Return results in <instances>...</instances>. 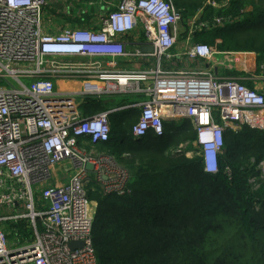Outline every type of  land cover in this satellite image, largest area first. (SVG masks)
Segmentation results:
<instances>
[{
    "label": "built area",
    "instance_id": "obj_1",
    "mask_svg": "<svg viewBox=\"0 0 264 264\" xmlns=\"http://www.w3.org/2000/svg\"><path fill=\"white\" fill-rule=\"evenodd\" d=\"M52 1L0 0V264H98L90 193L122 194L131 179L113 155L95 149L109 137L111 113L138 109L135 140L162 136L165 121L188 119L209 173L218 171L227 128L264 129V62L253 66L247 52L192 42L196 30L211 27L201 11L180 30L172 0H118L91 26L51 31L55 9L45 12ZM226 21L216 16L212 25ZM138 29L143 38L131 42ZM183 32L190 45L174 55L204 66L167 62ZM133 43L152 50L131 53ZM141 54L156 63L113 69L115 59ZM219 65L233 73L220 74ZM59 80L77 86L62 90ZM110 95L127 100L84 113L88 98ZM21 222L27 236L13 227ZM71 241L82 244L71 248Z\"/></svg>",
    "mask_w": 264,
    "mask_h": 264
},
{
    "label": "trees",
    "instance_id": "obj_2",
    "mask_svg": "<svg viewBox=\"0 0 264 264\" xmlns=\"http://www.w3.org/2000/svg\"><path fill=\"white\" fill-rule=\"evenodd\" d=\"M172 1L183 21L201 8L200 20L210 23L193 33V41L219 51L256 52L264 61V0H214L216 6ZM216 16L228 21L213 26ZM125 100L88 98L84 113ZM138 112L111 113L108 139L95 144L131 174L122 194L90 193L96 202L91 240L98 264H264V182L255 191L248 184L264 159V129L227 128L218 171L209 173L199 156L169 152L171 146L194 141L189 120L165 121L162 136L135 140L131 128ZM24 225L13 227L27 236Z\"/></svg>",
    "mask_w": 264,
    "mask_h": 264
},
{
    "label": "crops",
    "instance_id": "obj_3",
    "mask_svg": "<svg viewBox=\"0 0 264 264\" xmlns=\"http://www.w3.org/2000/svg\"><path fill=\"white\" fill-rule=\"evenodd\" d=\"M89 0H53L51 3L52 8L48 7V11H54L55 13L52 15V21L55 23V19H60V24H55L56 27L53 28V26L50 28L55 30L59 26H91L92 23H96L97 19L100 15L108 11L109 9L115 7L116 3L118 0H92L93 3H88ZM86 2V6L90 8L89 13H84L85 10H83L82 7L77 9V14H73V8L78 7V5H81L82 3ZM205 2V0H204ZM59 7V8H58ZM201 11V8L197 10L196 12ZM82 13L84 15H82ZM82 15V16H81ZM68 23V24H66ZM184 34H182L183 38ZM143 38V33L140 29L131 32L128 35V39L131 42L139 41ZM193 42V39L191 40ZM190 42H187L184 40H178L177 45L175 48L172 50L173 54L169 58L167 62H170L172 67H200L204 66L203 61L200 60H191L186 55H174L177 53L182 52L185 50L187 47H189ZM131 53L135 52L137 49L140 52H144L141 50V47H137L134 45V43L131 45ZM233 52H243L245 53L246 51H235L232 50ZM248 53V52H247ZM250 54V53H249ZM248 54L249 59L251 56ZM156 60L153 57L146 56L145 54L141 55H131L129 57L125 58H118L115 59V66L113 69H144L147 68L148 65L150 64H155ZM165 63V62H164ZM253 63V62H252ZM253 65V64H252ZM254 66V65H253ZM216 70V69H215ZM217 72L220 74H227V73H233L231 71L227 72L225 66L219 65L217 68ZM247 85L252 86V83H248L245 81ZM57 88L65 90V89H70L73 87H76L77 84L72 81H64V80H59L56 83ZM179 120H184V119H178V120H172L178 122ZM188 120V119H187ZM194 130V129H193ZM195 133V132H194ZM152 135V134H151ZM152 137L156 138L155 135H152ZM97 191V190H96ZM99 192V191H98Z\"/></svg>",
    "mask_w": 264,
    "mask_h": 264
},
{
    "label": "rangeland",
    "instance_id": "obj_4",
    "mask_svg": "<svg viewBox=\"0 0 264 264\" xmlns=\"http://www.w3.org/2000/svg\"><path fill=\"white\" fill-rule=\"evenodd\" d=\"M253 2V1H251ZM86 2L82 3L81 5H78V7H74L73 8V14H77V9H79L80 7L83 8V10H85L84 13H89V12H92L90 11V8L86 6ZM251 5V4H250ZM250 5H248V8H250ZM59 8V7H58ZM49 12L48 10H46L45 13ZM82 15H84L82 13ZM81 15V16H82ZM189 17V16H188ZM60 19H55V23H53L54 25L55 24H60ZM187 18L181 22V26H180V30H183V26H184V23L186 22ZM68 24V23H66ZM48 30H51L50 28H48ZM52 31V30H51ZM213 47H216L215 45H213ZM246 52L250 53V60L251 62H253L252 64L253 65H258L260 63H263L264 61L262 60H259L258 59V56H257V53L256 52H252V51H248V50H245ZM262 61V62H261ZM112 105L110 106H107V107H111ZM114 106V105H113ZM137 119H135L136 121ZM134 121V122H135ZM184 122V121H183ZM182 120H179L178 123L182 124L183 123ZM235 130V129H233ZM169 152H172L173 154H178L179 152H183L184 155L189 158V157H192L194 154H196V146L194 145V141H187V142H184V143H181V144H178L177 146H171L169 147ZM121 164V163H120ZM123 166V164H121ZM255 170L258 172L256 175H252V176H249L248 178V184L250 186V189L252 191H255L257 190L258 188H260L262 186V183L264 182V159H262L258 165L255 167ZM100 193V192H99ZM38 194H35V198L37 197ZM91 199V198H90ZM93 201V206H94V211L96 209V202L94 200ZM256 206H259L258 204H256Z\"/></svg>",
    "mask_w": 264,
    "mask_h": 264
},
{
    "label": "water",
    "instance_id": "obj_5",
    "mask_svg": "<svg viewBox=\"0 0 264 264\" xmlns=\"http://www.w3.org/2000/svg\"><path fill=\"white\" fill-rule=\"evenodd\" d=\"M141 50L142 51H146V50H152V47H146V46H142L141 47ZM86 168L87 169H89V170H91L92 169V166L88 163V164H86ZM80 244H82V243H79V242H76V241H71L70 243H69V246L71 247V248H75V247H77L78 245H80Z\"/></svg>",
    "mask_w": 264,
    "mask_h": 264
}]
</instances>
